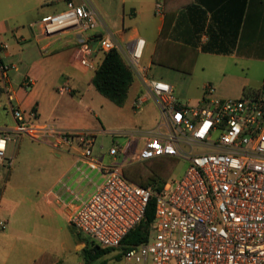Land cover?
<instances>
[{"label":"built area","instance_id":"obj_1","mask_svg":"<svg viewBox=\"0 0 264 264\" xmlns=\"http://www.w3.org/2000/svg\"><path fill=\"white\" fill-rule=\"evenodd\" d=\"M66 1V9L44 16L38 25L50 38L97 27L95 12L86 3ZM154 12L164 16V0H155ZM90 38H80V65L96 70L99 56L116 49L110 35L98 38L97 50ZM1 48H7L0 43ZM145 42L135 40L124 58L134 75H142L145 91L154 99L161 122L144 142L135 161L171 157L186 163L181 179L166 182L159 192L128 181L123 166L105 164L93 155L96 134L87 130H60L38 121L35 112L10 107L14 128H0V165L10 138L25 137L46 142L55 152L76 150L75 168L84 167L94 191L78 204H67L68 223L97 248H117L143 219L154 200L150 237L126 251L122 264H264V87L238 99L212 98L208 86L201 106H181L170 85L146 77L139 63ZM0 65L1 83L8 93V71ZM31 87V80L22 84ZM70 93L68 85L57 89ZM11 97L9 96V100ZM135 102L134 107L138 108ZM198 149V152L195 150ZM123 149L110 148L116 156ZM11 166V160L8 162ZM88 171L91 173L88 175ZM1 229L4 224L0 223Z\"/></svg>","mask_w":264,"mask_h":264},{"label":"crops","instance_id":"obj_2","mask_svg":"<svg viewBox=\"0 0 264 264\" xmlns=\"http://www.w3.org/2000/svg\"><path fill=\"white\" fill-rule=\"evenodd\" d=\"M72 1L75 5L86 3L95 12L96 29L84 34L71 32L46 38L39 28L35 10L42 8V17L58 14L66 9L65 0H0V43L7 46L0 47V65L14 67L8 71V93L4 92L0 73V128H14L10 112L13 107L33 111L39 122L60 130H93L86 120V116L88 119L92 114L91 109L84 107L76 111L73 98L55 96V91L63 85L70 88L68 95L77 93L86 83L92 85L95 70L85 69L79 63L78 42L86 37L97 50L98 38L110 35L123 58L125 52L130 53L135 40H144L140 67L146 69L148 79L170 85L181 106H201L208 86L214 90L212 98L218 99H238L264 86V0H168L169 8L176 9L168 33L173 46L163 49L160 58L176 65L174 67L152 63L164 21V16L155 15V0ZM182 48L197 51L191 73L184 70L190 58L185 57ZM99 58L100 65L103 56ZM89 71L92 76L88 78ZM259 74L262 84L258 86ZM141 77L134 75L121 108L129 104L139 112L142 106L151 104L157 129L160 112L145 91ZM27 79L31 80V87L24 89L22 84ZM181 100L191 104L184 105ZM135 102L139 103L138 108L134 107ZM152 133H146L144 141ZM42 144L46 145L42 147L49 155L60 160L58 176L45 190L44 199L33 206L31 212L36 218L33 226L28 222L19 225L14 220L24 199L19 203L0 198V222L5 224L3 230L0 228V264H85L79 253L86 246V238L69 225L66 205L78 204L77 198L85 200L94 191L90 180L93 183L96 180L93 177L86 180L84 167L76 170V150L55 152L46 142ZM126 152L127 146L120 154ZM111 159L113 163L115 158ZM18 247L23 249L21 254L16 251Z\"/></svg>","mask_w":264,"mask_h":264},{"label":"rangeland","instance_id":"obj_3","mask_svg":"<svg viewBox=\"0 0 264 264\" xmlns=\"http://www.w3.org/2000/svg\"><path fill=\"white\" fill-rule=\"evenodd\" d=\"M41 11L42 8L35 10L37 20H40L42 17ZM91 76L92 72L89 71L87 77ZM257 80L258 86L261 85L262 79L260 74ZM55 96L66 100L70 97L73 98V107L76 111H80L84 107L92 110V114L88 119L86 116L88 124L93 126V130L90 131H103L102 134H97L96 136L93 155L97 156L105 164L118 166L125 164L124 167L128 168L131 177L127 179L128 181L135 184L134 181L141 179L139 174L146 177H154L155 173L164 172L156 170V167H153L149 162L135 161L137 150L141 147V141L143 142L145 139L144 135L156 131V113L151 104L142 106V110L139 112L134 111L129 104L124 108L116 107L102 97L88 83L80 87L75 94H65V96L59 97L55 91ZM181 103L184 105L191 104V102H187L186 100H181ZM146 137H149V135ZM42 146L45 147L46 145L24 137H21V139L10 138L4 163L0 165V198L4 197L19 203L22 199L25 200V202L20 203L22 207L17 210L20 212L15 214L14 218L19 225L21 222H24L22 225L28 222L29 226H33L36 221L35 214L31 212L33 206L39 204L44 199L43 194L45 190L56 180L61 166L60 160L49 155ZM126 146V154L119 153L114 162L111 163V157L108 158L106 155L109 149L114 147L120 150ZM195 152H198V149ZM9 160H11V166H8ZM185 169L186 163L183 161L178 162L168 175L169 178H167L166 182L181 179ZM8 173L10 177L9 180H6ZM93 176L94 174L90 175V177ZM161 178L163 179L164 176ZM0 223L4 224L3 222ZM20 228L22 227L20 226ZM91 249L96 250L97 247L95 243L91 244L89 241L87 243V250L90 251ZM22 250L21 247H18L16 251L21 254ZM79 254L85 264H122L120 250L107 251L92 258H88L83 251Z\"/></svg>","mask_w":264,"mask_h":264},{"label":"trees","instance_id":"obj_4","mask_svg":"<svg viewBox=\"0 0 264 264\" xmlns=\"http://www.w3.org/2000/svg\"><path fill=\"white\" fill-rule=\"evenodd\" d=\"M169 1L164 0V21L160 35L157 39L155 51L152 55V63L157 65H164L165 67H174L171 63L165 62L160 58V52L166 47L173 46L168 40V33L173 24L176 9L169 8ZM181 47V46H178ZM185 55L189 56L190 62L186 70L187 73H191L197 58L196 50H189L182 48ZM134 80V73L117 49H113L110 52L104 54L103 59L99 67L95 70L92 78V85L95 90L110 103L116 107H122L127 98V93L130 85ZM264 87V86H263ZM257 92V91H255ZM255 92L248 93L246 95L254 94ZM151 163L156 170L164 171L162 173H155L152 176H143L139 174L140 180L134 181L136 185L148 188L151 187L155 192H159L167 181L168 175L172 172L173 167L178 163V160L171 157H161L145 161V163ZM123 174L126 179L131 178L130 172L127 167H123ZM164 178L162 179L161 177ZM146 177V178H145ZM143 179V180H142ZM154 219V200H151L148 204L147 211L143 219L123 238L120 245L114 249H91L87 250V243L89 240L84 239L86 246L83 248L84 254L88 258L95 257L101 253H105L111 250H120V256L144 243L150 237V227ZM91 243V242H90ZM92 244V243H91ZM97 247V246H96Z\"/></svg>","mask_w":264,"mask_h":264},{"label":"water","instance_id":"obj_5","mask_svg":"<svg viewBox=\"0 0 264 264\" xmlns=\"http://www.w3.org/2000/svg\"><path fill=\"white\" fill-rule=\"evenodd\" d=\"M134 43H135V41L132 43V47H133Z\"/></svg>","mask_w":264,"mask_h":264},{"label":"snow or ice","instance_id":"obj_6","mask_svg":"<svg viewBox=\"0 0 264 264\" xmlns=\"http://www.w3.org/2000/svg\"><path fill=\"white\" fill-rule=\"evenodd\" d=\"M0 146H2V145H0Z\"/></svg>","mask_w":264,"mask_h":264}]
</instances>
